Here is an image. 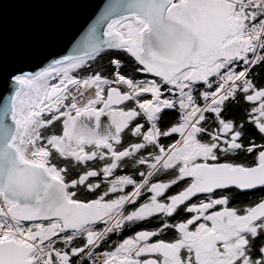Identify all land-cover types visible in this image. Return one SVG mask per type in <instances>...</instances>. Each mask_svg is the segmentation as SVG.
<instances>
[{"label": "snow or ice", "instance_id": "snow-or-ice-1", "mask_svg": "<svg viewBox=\"0 0 264 264\" xmlns=\"http://www.w3.org/2000/svg\"><path fill=\"white\" fill-rule=\"evenodd\" d=\"M45 60L2 73L0 264H264V0H106Z\"/></svg>", "mask_w": 264, "mask_h": 264}, {"label": "water", "instance_id": "water-1", "mask_svg": "<svg viewBox=\"0 0 264 264\" xmlns=\"http://www.w3.org/2000/svg\"><path fill=\"white\" fill-rule=\"evenodd\" d=\"M106 0H0V97L5 69L63 54Z\"/></svg>", "mask_w": 264, "mask_h": 264}, {"label": "flooded vegetation", "instance_id": "flooded-vegetation-1", "mask_svg": "<svg viewBox=\"0 0 264 264\" xmlns=\"http://www.w3.org/2000/svg\"><path fill=\"white\" fill-rule=\"evenodd\" d=\"M103 119V118H102ZM114 239H115V237H114Z\"/></svg>", "mask_w": 264, "mask_h": 264}]
</instances>
